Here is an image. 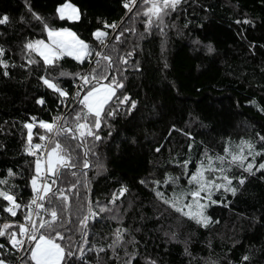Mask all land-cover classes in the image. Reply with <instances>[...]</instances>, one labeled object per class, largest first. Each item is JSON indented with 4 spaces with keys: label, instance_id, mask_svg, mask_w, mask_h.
I'll use <instances>...</instances> for the list:
<instances>
[{
    "label": "trees",
    "instance_id": "16d2710c",
    "mask_svg": "<svg viewBox=\"0 0 264 264\" xmlns=\"http://www.w3.org/2000/svg\"><path fill=\"white\" fill-rule=\"evenodd\" d=\"M65 2L78 7L79 20L57 14ZM3 15L9 21L0 24L4 48L0 59L7 62L6 68L0 65V189L21 205L12 216L5 211L9 202L0 197V224L17 221L0 236V245L5 246L0 253L9 264L31 260L28 248L33 245L27 243L19 254L8 236L28 214L34 194L31 178L37 176L40 159L35 145L43 146L47 139L40 137L50 135L39 121L60 116L66 98L40 77L52 79L70 94L79 78L73 74H83L97 59L107 63L102 56L92 61L64 56L53 65L45 64L25 47L44 37L45 24L70 28L95 49L101 43L93 33L100 29L109 34L102 53L112 55L115 64L110 74L124 83L123 92L117 89L116 96L126 93L137 102L131 110H126L127 103L120 106L114 116L102 113L96 130L99 141L92 137L81 141L78 133L56 137L69 166L57 172L60 178L44 202L49 211L42 210L37 222L50 219V201L58 213L54 223L61 228V237L55 240L74 253L66 257L69 264H127L129 257L131 264H264V169L249 173L226 163L225 174L234 177L237 191L235 195L223 189L214 193L213 200L220 202L207 206L211 217L207 225L176 212L155 195L157 187L169 197L194 188L184 174L183 160L190 161V175L197 162L206 161L205 153L225 156L226 148L244 140L264 149L257 135L264 136V0H182L163 16L162 24L153 18L150 27L145 24L148 17L142 0L135 5L131 0H0ZM114 22L115 29L106 26ZM128 52L132 55L122 63L120 57ZM40 98L44 103H38ZM72 108L80 110L76 99L63 117ZM74 116H67L68 121ZM27 124H33L31 141ZM48 147H54L53 140ZM87 149L90 163L83 169ZM262 159L260 155L257 163ZM9 169L14 175L9 176ZM49 176L51 184L54 177ZM166 176L178 178L177 182L163 183ZM240 176L245 177L243 184L238 183ZM121 188L126 189L122 195ZM89 207L98 214L89 216L85 227L78 221L88 215ZM101 207L109 210L101 212ZM118 229L123 239L115 242ZM244 256L249 259L243 260Z\"/></svg>",
    "mask_w": 264,
    "mask_h": 264
},
{
    "label": "snow or ice",
    "instance_id": "6c2138e0",
    "mask_svg": "<svg viewBox=\"0 0 264 264\" xmlns=\"http://www.w3.org/2000/svg\"><path fill=\"white\" fill-rule=\"evenodd\" d=\"M182 0H142L143 4V12L148 18L145 21L147 27H150L153 23V18L159 23H163V16L168 14L169 10L175 9L178 5H180ZM131 3L135 5L136 0H131ZM125 7L128 8L129 4L125 3ZM65 9H67V15L70 20H79V12L75 5H71L65 3L60 5L57 11L61 14V18L65 15ZM140 13L137 12V15ZM33 15L37 19H41L39 14L33 13ZM23 19V17H21ZM9 21L8 15H3L0 17V24L7 23ZM240 23V21H237ZM244 23H249V21L245 20ZM107 27H112L115 29V22L112 25H106ZM146 27V30H147ZM44 29L48 33L49 42L46 43L44 40H35L28 42L25 47L27 49H35L36 52L43 58V62L47 65H53L58 57H61L65 54L69 56H74L76 60L83 61L85 58H89L92 53V49L89 45L81 40L75 32H73L70 28H52L47 24L44 25ZM123 31H134V29H123ZM123 31L118 34L115 39L119 40L120 36L123 35ZM97 38L106 37L107 33L97 29L96 32L93 33ZM103 43V41H101ZM108 46H105L107 48ZM208 50L211 52L213 48L211 44L208 45ZM115 51V49H113ZM4 53V48L0 46V55ZM95 55L97 57H101L103 61L107 62L105 64H101L100 60L97 59L95 64L90 66L86 73H75L74 77L78 76L81 83L78 86V90L75 93L77 107H79V111H76V108H72L71 112L63 117L64 123L58 124L57 121L61 119V117H55L51 122L40 120L39 124L49 133H53L51 137L41 136V140L50 139L54 141V147H51L50 151L47 154V160L45 161L46 167L43 170L47 176V174L53 175L52 183H42L41 186L37 187V176L34 175L32 179V190L37 193V196L33 198L31 204L37 205V210L35 214H39V210H43L45 213H48L49 209L45 208V203L43 202L47 198V194L52 191V185L59 180V175L57 172L61 167H68V157L66 155H62L60 153L61 144L59 140L56 138L62 133H71L73 137L77 136L81 141L87 139V137H92L94 141L101 140V137L97 134L96 130L100 129L102 122V113L103 116H114L117 114V109L120 106L125 105L126 103L130 105V108L126 110H131V108H135L136 101L131 99L126 93L123 94L122 98L116 96L117 89L123 92L124 83L123 78L117 79L115 74H110L111 70L114 67L115 61L112 58L111 54H108L106 51L104 53L96 52ZM132 55V52L126 53L124 56L120 57L122 63H127L128 57ZM29 64L33 63V60H28ZM138 64V62H137ZM0 65L7 67V62L0 59ZM167 67V65H165ZM65 73L60 72V75L63 76ZM4 75H8L7 71L4 72ZM40 79L43 81L45 85L49 88L53 89L55 92L59 93L61 97H69V92L65 91L63 88L59 86L58 83H54L52 79L46 78V76H41ZM81 91L83 95L81 96ZM115 100L116 103L113 105L110 101ZM63 103V101H61ZM38 103H44L43 98L38 100ZM107 105V108L105 106ZM264 111V109H261ZM75 114L74 119L69 122L67 116ZM89 117H91V124L89 123ZM35 119V117H33ZM26 127L29 129L28 139L31 141L32 132L31 129L33 127L32 124H27ZM173 127H175L173 125ZM259 141L264 143V136H259ZM242 145H247L249 149L248 155H261L264 156V149L256 150L255 146L247 141H242ZM82 147L85 145L81 144ZM94 146V145H93ZM191 144L189 148H191ZM36 149H41V144L35 145ZM31 151V148H29ZM159 151V149H157ZM90 149H87L84 153V158L82 161V168L87 169L89 167V159L88 154ZM243 149L241 148V153ZM226 156H217L215 157L216 161H219L220 167H216L213 163V157L207 156L205 153V159L207 163L204 161L197 162V166L194 171L189 175L187 166L190 163L189 160H183L181 162V166L185 169L184 174L188 175V182L190 184H194V188L189 192H181L179 194L173 193L171 197L167 196L166 192L159 190L157 187L155 189V195L160 198L165 204L169 205L170 208L174 209L176 212L181 213L184 216L191 217L193 219H197V222L203 223L207 225L211 217L204 215V209L207 207L208 202L212 204L219 203L220 201L212 199V193L214 191H219L223 189L225 192H231L235 195L237 188L233 187L231 181L234 177L228 176L225 174L226 168L224 165L227 163L228 168L233 165H237L239 167L245 168V171L252 173L255 168L256 171H260L264 169V159H262L258 166L254 165L253 162H247L245 165V161L247 160V156L242 155L241 153H229L228 149H225ZM230 156V160L228 159ZM41 161L39 159L36 160V173L39 175L42 171L41 169ZM75 167L76 165H71ZM219 172L220 176L217 177L215 174ZM9 176L14 175L12 170H8ZM206 173L211 174V178L206 177ZM75 175V173H73ZM178 178H173L171 176H166L163 183L168 184L171 181L173 184L177 182ZM219 181V182H218ZM245 181L244 176H240L238 178V183L243 184ZM3 183V181H0ZM144 183V181H141ZM155 185H159L161 181H154ZM75 187V185H73ZM126 191L125 188L120 189L121 195ZM57 192H59L60 197H63L67 200V196L65 193L57 188ZM201 193H205L204 196H201ZM55 195V193H53ZM191 196V200L188 204H183V198L187 196ZM0 197L7 202L9 205L5 208L7 213H10L12 216L17 215V209L21 207L20 204L16 203L14 195L10 194L7 191L0 189ZM204 200V203H200V200ZM114 202V201H113ZM50 211V219H40L38 222L32 221L31 216L33 215L32 211H29L28 214L24 215V220L29 222V227H26L25 224L21 223L18 225V231L22 235L27 236V243L34 244V247L28 249L30 253L31 260L28 261V264H31L32 261H35V264H69L66 257H72L74 253L69 250L65 251L63 247L59 243L56 242V237H61V228L58 227L57 223H54L58 220V213L55 208L51 207V202L49 201ZM185 208L188 210L185 211ZM109 209L101 207L99 211L103 212ZM97 212H94L91 207L88 209V215H85L82 219H79V224L86 227L89 216L95 218ZM11 224L5 223L2 228H0V236H5L6 233L4 229H10ZM47 231V235L45 234ZM117 241L123 239L120 230L118 229L116 232ZM175 237V233L172 234ZM8 242L13 248H23L25 241L23 239H18L16 233H11L8 236ZM4 245H0V249L4 248ZM249 259L248 256H244L243 260L247 261ZM132 258L129 257L127 264H131ZM0 264H9L3 254L0 253ZM20 264H24V260H20ZM151 264H155L154 261H151Z\"/></svg>",
    "mask_w": 264,
    "mask_h": 264
},
{
    "label": "rangeland",
    "instance_id": "374dc122",
    "mask_svg": "<svg viewBox=\"0 0 264 264\" xmlns=\"http://www.w3.org/2000/svg\"><path fill=\"white\" fill-rule=\"evenodd\" d=\"M65 3H68V4H71V5H74V4H72L71 2H65ZM65 3H63V4H65ZM62 4V5H63ZM77 9H78V7L77 6H75ZM67 9H65V15H64V17L63 18H68V15H67ZM78 12H79V9H78ZM57 14L61 17V14L57 11ZM69 19V18H68ZM48 25V24H47ZM101 31H103V30H101ZM103 32H105V31H103ZM106 33V32H105ZM97 38V37H96ZM108 38H109V34H107V36L106 37H100L99 38V43H101V41H103V43H101V46H99V47H97L96 49H95V47H93V46H91V45H89L88 43V45H89V47L93 50L92 51V53H91V56L89 57V58H85L84 60H93V57H96V55H95V53L96 52H103V50L105 49V46H106V44H107V41H108ZM38 40H44L46 43H48L49 42V38H48V33H47V31L45 30V35H44V37L43 38H41V39H38ZM95 49V50H94ZM33 51H35V49H32ZM36 52V51H35ZM37 54H39L38 52H36ZM64 56H69V55H67V54H65V55H63V56H61V57H58L57 59H56V61H58L60 58H62V57H64ZM71 57H73L74 59H75V57L74 56H71ZM43 59V58H42ZM55 61V62H56ZM54 62V63H55ZM93 64V63H92ZM88 71V70H87ZM85 72V71H84ZM83 72V73H84ZM55 83V82H54ZM33 125V124H32ZM32 130V129H31ZM244 141H247V142H249L248 140H244ZM251 143V142H250ZM252 144V143H251ZM241 148L243 149V152L241 153ZM51 149V148H50ZM50 149H49V151H50ZM255 149L256 150H259V148H257V147H255ZM48 151V152H49ZM248 151H249V149L247 148V145H242V142H240V143H238V144H236V145H233V146H230L229 148H228V152L229 153H241L242 155H245V156H247V160L244 162L245 163V165H246V163L247 162H253V164L254 165H256V166H258V164L259 163H257V161H258V158H259V156L260 155H255V156H253V155H248ZM227 154L225 153V156H226ZM228 159L230 160V156H228ZM40 161H41V165H43V164H45V159L44 158H40L39 159ZM46 160H47V157H46ZM204 163H207V161H205ZM213 163L216 165V160H215V158L213 159ZM40 165V166H41ZM41 174V173H40ZM40 174L38 175L37 174V187H39V185H40V182H39V177H40ZM216 175V174H215ZM217 177H219L220 175H216ZM206 177L207 178H211V174L210 173H206ZM219 182V181H218ZM231 184H232V186L233 187H235L234 186V184L232 183V181H231ZM193 186H194V184H193ZM216 191H214L213 193H212V199H213V197H214V193H215ZM205 195V193H201V196H204ZM192 198H191V196L189 195V196H187V197H185V198H183V204H188L189 203V201L191 200ZM200 203H204V200H200ZM210 204V202H208V205ZM207 205V206H208ZM206 209H207V207L204 209V215L205 216H208L207 215V213H206ZM188 209L187 208H185V211H187ZM195 220H197V219H195ZM203 224V223H202ZM31 245H33L32 247H34L35 245L34 244H31ZM62 247V246H61ZM29 249V248H28ZM35 262V261H34Z\"/></svg>",
    "mask_w": 264,
    "mask_h": 264
},
{
    "label": "built area",
    "instance_id": "2783aa9c",
    "mask_svg": "<svg viewBox=\"0 0 264 264\" xmlns=\"http://www.w3.org/2000/svg\"><path fill=\"white\" fill-rule=\"evenodd\" d=\"M86 72H87V70L84 73H86ZM80 83H81V81L78 78L75 81V83H74L73 91L69 94V97H67V98H65L63 100V111L60 114V116H57V117H61V119L59 121H57L58 124H61L64 111H66V109H68V107L70 106V104L76 99L75 98V93L77 92L78 86L80 85ZM52 135H53V133H50V135L48 137H51ZM49 141H50V139H47V142L42 146V148L38 152L35 153L36 156H38L39 158H44L45 161H46V157H47V154H48V151H49V147H48ZM45 167H46V164L41 165L42 171H41V176H40V179H39V182H40L39 187L41 186L42 183H48L49 182V178H50L49 174H47V176H46L45 172L43 171L45 169ZM36 196H37V193L34 192V194L32 195V197H31V199H30V201L28 203V212L29 211H32L33 212V215L31 216V220L37 222V220H38V218H39L40 213H41L42 210H39V214L38 215L35 214L36 213V210H37V205L36 204H31V201ZM45 200L43 202H45ZM16 222L17 221H13L12 222L10 220H4V221L1 222L0 228H2V226L5 223H10L11 224V223H16ZM21 223L25 224L26 227H29V222L28 221H25L23 219L22 221L19 222V224H21ZM4 231L6 233L7 232V229H4ZM13 232L16 233L18 239H23L25 241V243L23 245V248H13L12 247L14 250H16L20 254L21 252H23V250H24V248H25V246L27 244V236L20 234L18 230H14Z\"/></svg>",
    "mask_w": 264,
    "mask_h": 264
},
{
    "label": "water",
    "instance_id": "95a60500",
    "mask_svg": "<svg viewBox=\"0 0 264 264\" xmlns=\"http://www.w3.org/2000/svg\"><path fill=\"white\" fill-rule=\"evenodd\" d=\"M83 95V92H81V96Z\"/></svg>",
    "mask_w": 264,
    "mask_h": 264
}]
</instances>
